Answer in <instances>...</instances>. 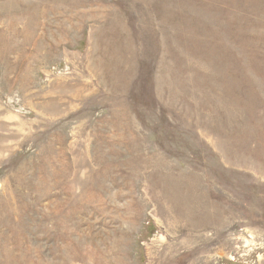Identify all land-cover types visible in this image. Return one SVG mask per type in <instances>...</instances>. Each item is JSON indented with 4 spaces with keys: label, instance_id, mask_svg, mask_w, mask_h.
Returning a JSON list of instances; mask_svg holds the SVG:
<instances>
[{
    "label": "rangeland",
    "instance_id": "obj_1",
    "mask_svg": "<svg viewBox=\"0 0 264 264\" xmlns=\"http://www.w3.org/2000/svg\"><path fill=\"white\" fill-rule=\"evenodd\" d=\"M0 264H264V0H0Z\"/></svg>",
    "mask_w": 264,
    "mask_h": 264
}]
</instances>
